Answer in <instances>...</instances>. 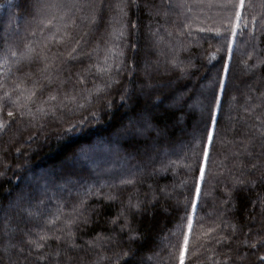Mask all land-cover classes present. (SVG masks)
<instances>
[{"label":"trees","instance_id":"trees-1","mask_svg":"<svg viewBox=\"0 0 264 264\" xmlns=\"http://www.w3.org/2000/svg\"><path fill=\"white\" fill-rule=\"evenodd\" d=\"M21 2L22 0H0V43L3 37L12 36L18 25L22 23L24 13L19 7ZM194 11L201 12L200 9ZM255 11L258 12L259 9ZM109 15L106 10L99 27L87 37L88 43L84 50L89 52L90 56L82 61L60 65V69L56 68L60 63L59 60L55 61L52 68L53 82L50 85L43 80L39 71L43 65H32V78L40 79L45 85L43 93H38L37 105L39 100L46 99L50 93L58 94V99L54 102L55 107L50 108L49 115L35 122H31L27 116L23 120L17 116L9 121V126L5 130L0 131V173H2L0 200L7 203L9 191H13V199L17 193L23 191L26 200L20 203L24 208L34 212L37 218L29 220L21 227L33 229V237L37 233H46L52 237L47 242L49 247L44 251L51 252L54 259L47 264H92L98 253L111 258L115 246L103 247L105 244L103 237L111 234V221L127 207L129 199L135 203L138 199L143 200L145 196L151 198L148 186L154 183V178L150 177L148 172L151 171L152 165L134 150L142 147V141H133L130 136L122 134L121 125L127 127L128 119L132 114L129 107L122 105L120 101L123 86L133 91L136 85L129 83V80L143 79L146 72H150L154 78H160L155 71L154 62L160 61L163 64L166 58L170 59L169 47L175 46L179 50L180 58L186 64L189 57L193 58L195 67L189 66V68L195 74L191 79L181 81V84L192 89L197 85V78L203 71L200 65L204 62L205 50L215 52V41L213 47L209 49L208 42L199 40L203 34L197 31L201 26L212 27L219 22L220 17L217 16V10L214 8H204L200 20L192 25V37L177 35L178 31L182 30V25L178 29L171 22L165 23L162 19L151 22V31L158 33V36H152L149 34L148 20L142 16L138 35L129 27L125 37L114 39L109 35L110 28L106 23ZM135 19V15L130 13V20ZM200 21L203 23L201 24ZM70 31L79 38L82 32L87 31V25H80L79 28ZM168 32H172L173 35L169 37ZM20 35L21 37L26 35L23 29L20 30ZM27 39L40 40L41 36L37 33L36 37H27ZM257 40L260 41L259 48L264 49V35L260 33H257L256 40H252L251 43L247 32H243L238 38V51L232 65L233 79L229 92V97L235 96L236 99H229L225 104L224 116L221 118L216 135V149L212 154L209 183L204 189L206 201L200 212V216L204 217V226L202 228L196 225L195 232L190 237V251L187 254L186 264H213L216 260L224 264L226 259L228 264H259L257 257L264 255V249L253 250L243 243L247 240L248 244H251L258 238H264V211H262L264 204L258 202L264 199V183L258 181L254 188L236 192L229 203H223L224 200L229 199L227 194L231 192L233 184L238 179H256L264 171V155L259 154L262 151L259 139L250 147L253 153L251 157L233 155L242 152L241 141L243 144H248L249 137L253 135L250 126L256 123V120L254 116H249L245 112V108L259 103L258 97L264 92V71L257 69L255 75H248L244 69V62L248 61L247 53L252 51V44ZM25 42L24 39L16 41L20 47ZM132 43L138 44V51L135 53L131 48ZM109 49H114L115 52L122 50L124 56H113V52ZM56 50L66 52L70 50V45L53 46V51ZM146 51L151 53L147 67L144 63ZM106 57L109 58L108 63L113 65L111 72H98L97 65L106 66L104 63ZM131 68L136 69L132 77L129 76ZM23 71L27 72V67ZM14 75L21 76L22 73L16 72ZM13 78H9L10 86ZM80 79H84L85 83L80 84ZM116 79L120 83L108 87L110 80ZM61 81L65 83L61 85ZM246 83L252 85L251 91L245 86ZM161 92L167 95V89H162ZM109 101H111L110 108ZM196 101L197 97L193 95L191 102ZM170 103V100H166L165 105L157 110L155 122L170 127L174 142L184 140L186 136L180 131V127H186L187 132H191L199 113L196 109H192L183 116V125L173 128L172 125L176 123V118L181 116V113L168 111L166 105ZM81 104L84 105L83 108L79 107ZM37 105H33V110ZM142 105L143 100L138 102L136 107ZM261 111L257 109L255 115H260ZM94 112L98 114V118L90 119L82 129L71 134L70 138L59 136L62 129L67 127V122H77L83 116H90ZM4 119H8L6 111ZM29 137L35 138L30 141ZM19 145L21 149L18 148ZM94 146L99 147L100 153L93 152ZM173 148L178 155H173L172 159L183 163L180 158L184 153L180 151V144L173 143L167 150L171 151ZM74 152H78L75 158L82 157V162L66 164V157ZM99 161L102 162L99 164ZM252 164H259V167L249 171ZM58 166L61 171L55 174L53 169ZM63 172L67 174L66 177ZM242 172L243 176H241ZM133 174L134 184L120 186L121 179L132 178ZM50 176H53L51 181ZM184 178V169L177 167L175 175L170 171L166 180H160L159 183H167L171 189L173 182L178 185ZM28 186L30 195H26ZM87 192L91 195L85 196ZM109 196L116 198L109 199ZM82 201L84 203L81 207ZM161 206L163 201L156 209L158 214L155 221L151 217L144 220L145 225H155L153 233H160L154 252L145 255H153L151 264H177L176 260L169 256L173 251L169 240L175 242V238L169 237V233L177 231L179 221L175 220L173 215L161 212ZM15 211L13 210V214ZM221 212H223L222 216ZM6 214L0 212V218ZM56 215H60L59 220L54 219ZM86 218L91 222L84 223ZM49 220L54 222L49 224ZM68 220L75 221L70 226L72 233L70 237L69 226L66 223ZM216 224H221V227L212 234L211 238L205 236L204 233L208 228L215 227ZM224 224L228 226L225 227ZM2 225L3 220L0 219V231L3 230ZM232 225H236L235 230ZM116 231L119 232V227ZM57 236L61 237L59 241L55 239ZM222 236L227 239L217 244V239ZM25 239L27 237L16 235L9 241L5 237L4 243L0 244V264H9V256L16 261V264H34L35 253L32 257H28L27 244L23 245L25 249L23 253L19 252L18 248H10L7 253L4 251V244ZM89 242H98L101 247H91ZM56 251L60 252L58 258L55 257ZM175 251L178 257V249ZM238 257L245 258L238 259ZM101 264H111V260Z\"/></svg>","mask_w":264,"mask_h":264},{"label":"snow or ice","instance_id":"snow-or-ice-1","mask_svg":"<svg viewBox=\"0 0 264 264\" xmlns=\"http://www.w3.org/2000/svg\"><path fill=\"white\" fill-rule=\"evenodd\" d=\"M19 7L24 13L22 23L18 25L12 36L3 37L0 43V131L5 130L9 126V121L17 116L21 120L27 116L31 122H35L49 115L50 108L55 107L54 102L57 101L58 94L50 93L46 99L39 100L37 105L38 93H43L45 85L40 79L32 78V65H43L39 71L43 80L50 85L53 82L52 68L55 61L59 60L60 63L56 65V68L60 69V65L82 61L89 57L90 53L84 50L88 43L87 37L99 27L106 10L110 13L106 21L110 28L109 35L114 39L125 37L129 27L138 35L142 16L147 18L149 34L152 36H158V33L151 31V22L162 19L165 23L171 22L178 29L182 25V30H179L177 35L192 37V25L200 20V14L204 8L217 10V16L220 17L217 24L212 27L201 26L197 29L203 34L199 40L208 42L209 49L213 47V41H215V52L205 50L204 62L200 65L203 71L200 72L194 88L189 89L181 84V81L189 80L195 74L189 68V66L195 67L193 58L189 57L186 64L180 58L179 50L175 46H170V59L166 58L163 64L160 61L154 62L155 71L160 78H154L150 72H146L143 79L129 80V83L136 85L133 91L123 86L120 92L121 104L127 105L132 113L128 119V126L121 125L122 134L130 136L133 141H142V147L134 150L139 156L146 158L149 165H152L148 175L154 178V183L148 186L151 198L145 196L143 200L138 199L135 203L129 199L127 207L111 221V234L103 237L105 241L103 247L115 246L112 257L98 253L97 258L92 262V264H101V262L111 260V264H151L153 255H145V253L154 252L157 241L160 239V233H153L155 225H145L144 220L151 217L155 221L158 214L156 209L163 201L160 211L173 215L174 219L179 221L177 231L169 233V237L175 238L174 243L169 240L173 249L169 256L176 260L177 264H186L187 254L190 251V237L195 232L196 225L202 228L204 226V217L200 216V212L206 201L204 189L209 183V169L213 163L212 154L216 149V135L221 118L224 116L225 104L229 99H236L235 96L229 97V92L233 79L232 65L238 51V38L243 32H247L249 43H251L252 40H256L257 33L264 35V0H22ZM195 9H200L201 12L197 13ZM130 13L135 15V20H130ZM200 23L202 24L203 21ZM84 24L87 25V31L82 32L77 38L70 30L77 29ZM21 29L26 33L24 37L20 35ZM37 33H40V40L27 39V37H36ZM167 35L171 37L173 33L168 32ZM19 39L26 41L22 47L16 43ZM259 44L260 41L257 40L255 44H252V51L247 53L248 61L244 62V69L248 75H255L257 69L264 71V49H260ZM64 45H70V50L53 51V46ZM131 48L134 53L137 52L138 44L132 43ZM109 51L113 52V56H124L122 50L115 52L114 49H109ZM150 55V52H145L146 67L149 65ZM108 59V57L105 58V67L97 65L98 72H111L113 65L108 63ZM133 63H135L134 60ZM25 67L28 69L27 72L23 71ZM117 68L119 70V65ZM135 71V68H131L129 76L132 77ZM16 72L22 75L15 76ZM10 77H14L11 86L9 85ZM64 83L65 81H61V85ZM79 83L84 84V79H80ZM119 83L118 79L110 80L108 87ZM245 86L249 91L252 90L250 83H246ZM162 89H167L166 96L161 92ZM157 93L160 94L157 95ZM193 95L197 97L195 103L191 102ZM154 96L155 99H153ZM141 100H143V105L137 108L136 105ZM166 100L171 101L166 105L168 111L181 113V116L176 118V123L172 125L173 128L183 125V116L192 109H196L199 113L191 132H187L186 127H180V131L186 134L184 140L174 142L170 127L155 122L157 110L165 105ZM258 100L259 103L245 108V112L249 116H254L256 120V123L250 126L253 135L249 137L248 144H243L241 141L243 151L233 153L234 156L251 157L253 153L250 147L257 139L262 149L259 154L264 155V92L260 93ZM33 105H37L35 110H33ZM79 107L83 108L84 105L81 104ZM108 107H111V101ZM257 109L262 110L260 115H255ZM5 111L7 120L4 119ZM97 118L98 114L94 112L90 116H83L77 122L69 121L59 136L70 138L71 134L82 129L90 119ZM34 138L29 137V140ZM173 143L180 144V151L184 153L180 158L183 163L172 159L173 155H178L174 148L171 151L167 150ZM77 155L78 152L70 154L66 157L65 163L71 164ZM177 167H182L185 171V178L178 185L173 182L170 189L167 183H159L160 180H166L170 171L175 175ZM258 167L259 164H252L249 171ZM243 175L242 172L241 176ZM258 181L264 183V171L256 179H238L233 184L231 192L227 194L229 199L224 200L223 203H229L236 192L254 188ZM134 182L133 174L132 178L126 177L119 183L120 186H125L132 185ZM90 195V192L85 193V196ZM108 198L115 199L116 197L109 196ZM25 200L26 197L22 190L16 194L15 199H13V191H9L7 203L0 200V212L7 213L0 218L3 220L0 244L4 243L5 237L9 241L16 235L27 237L25 240L4 244V251L7 253L10 248H18L19 252L23 253L25 251L23 245L27 244L29 246L28 257H32L35 253L34 264H47L48 261L54 259L51 252L44 251L46 247H49L47 242L52 237L46 233H37L33 237V229L21 227L29 220L37 218L34 212L24 208L20 203ZM258 202L264 204V199ZM83 203L82 201L81 207ZM13 210H16L15 214ZM220 215L222 216L223 212ZM54 219L59 220L60 215H56ZM53 222L48 221L49 224ZM90 222L88 218L84 220V223ZM66 223L69 226L68 236L70 237L72 235L70 226L75 221L68 220ZM224 226L228 225L224 224ZM117 227H119V232L116 231ZM220 227L221 224L209 227L204 235L211 238ZM232 227L235 230L236 225ZM55 239L59 241L61 237L57 236ZM226 239L222 236L217 239L216 243L220 244ZM89 243L91 247H101L98 242ZM243 243L253 250L264 249V238H258L251 244H248L247 240ZM200 246L203 247V245ZM176 249H178V257ZM59 255L60 252L56 251L55 257L58 258ZM244 258L238 257V259ZM257 259L259 264H264V255H259ZM9 264H16L10 256ZM213 264H220V261H213ZM224 264H228L227 259Z\"/></svg>","mask_w":264,"mask_h":264},{"label":"rangeland","instance_id":"rangeland-1","mask_svg":"<svg viewBox=\"0 0 264 264\" xmlns=\"http://www.w3.org/2000/svg\"><path fill=\"white\" fill-rule=\"evenodd\" d=\"M185 136H186V134H185ZM15 146H17V145H15ZM20 146V145H19ZM18 148H22L21 146L20 147H18ZM23 150V149H22ZM100 149H99V147H97V146H94L93 147V152L95 151L97 154L98 153H100V151H99ZM141 158L142 159H145V158H143L142 156H141ZM80 162H82V157L81 158H75L72 162H71V164L70 165H72V163H80ZM102 161H99V164L101 163ZM53 171H54V173L55 174H57L58 172H60L61 170H60V167L58 166V167H55L54 169H53ZM64 173V176L66 177L67 176V174H65V172H63ZM50 178V181H51V179H53V176H50L49 177ZM29 184H32V183H29ZM24 189H26V188H24ZM27 189H28V194H26V195H30V191H29V189H30V187L28 186L27 187Z\"/></svg>","mask_w":264,"mask_h":264}]
</instances>
